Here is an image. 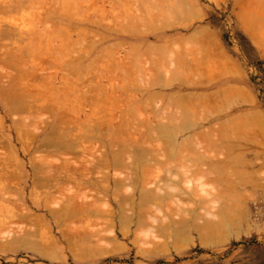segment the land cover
<instances>
[{"label":"bare ground","instance_id":"6f19581e","mask_svg":"<svg viewBox=\"0 0 264 264\" xmlns=\"http://www.w3.org/2000/svg\"><path fill=\"white\" fill-rule=\"evenodd\" d=\"M12 1H14V3L9 5L8 3L9 0H6L7 2V3L5 2L7 4L6 6H3L2 3L4 2H2L0 5H2L4 8H2L1 6L0 10L2 11L4 9L5 11H9V10H14V9L19 10L20 8L22 9L24 6V2L26 3L27 0L25 1L24 0H12ZM261 5L262 7L264 6V4H261ZM261 5H259V8L262 9V11L259 10V8H256V6L255 7L252 6V8L254 7V9H257L258 11V12L256 11L257 13L261 12L262 14V12L264 11V7L262 8ZM66 8L63 7V8H60L61 9L60 10L57 7L58 11L57 10L55 11L56 9L55 7L52 10L53 12H49L50 11L49 10L48 15L46 16L42 13L43 14L42 16L44 18L43 17L41 18L40 16L41 14L39 15L40 18H38V15L35 18L40 19V21H42L43 23L45 22V20L48 22L49 18L50 19L53 18L49 16H52V14H55L56 12H57L56 14L59 15V13H61L62 15L65 16V18H67L68 13L66 12ZM252 8L251 9L249 8L250 10L249 9L246 10L245 16L248 15L249 11H251ZM82 9H84V7ZM254 9L253 11H251L252 12L251 14L249 13L250 18L253 20H249V21H253L255 25L252 22L250 23H248L249 21L247 22L248 24H250V26H252L253 24V28L252 29L249 28V25H247V23L245 22L247 21V19L246 17L244 18V16H243L244 19L241 23L244 26V22H245V26H244L245 29H247L246 27H248L251 30L256 28L254 29L255 30L254 33H257L256 30L259 33H261L260 29L262 27H260V25H261V22L264 20V17H263L264 15L256 14ZM253 12H254V15H253ZM49 13H52V14L50 15ZM55 15L54 17H58ZM241 15L240 17H242ZM64 16L60 15L61 21H63L62 17L64 18ZM256 16L257 18L258 17L259 18L257 19ZM60 17L57 18L58 20L52 19V20L57 21V24L55 23L54 25L57 26L58 24L60 25L62 23L61 21H60L61 23L58 22ZM247 17L248 19H250L249 16ZM261 17L263 18L262 20H261ZM81 20H79V22ZM82 21L84 22L85 19H83ZM39 22H38V25H39ZM47 22H45L44 24H46ZM68 22H69V19H68ZM88 22L89 21H85V23H88ZM256 22H257V25L259 24V26L256 25ZM59 25L57 27H60V26L61 27L55 28V29H51L47 27V29L49 28L51 31L47 30L45 28L46 26L44 25L43 27H41V29H39V31L41 33L42 32L41 30L43 31L44 29L46 30L45 33H41V37H47V35H50V33H54V35H56V39L59 41V45H56L57 47H53V48L50 47V51H72V50L73 52L76 51V53H73V54L72 52H70V54L72 55H70L68 52V58L67 56L65 57L66 60L62 58L59 54H57L59 55V56H56L57 58H59L58 61L52 62L54 63V65L59 63L58 65H60L61 67L67 65L68 68L66 70H68L70 68V65L73 66L72 59H74L76 63L74 62V67L71 68L72 71L71 70L66 71L64 75L62 74L63 77L62 75L60 76L59 72H55L54 73L55 75L48 72L47 74L50 73L49 76H47V74L45 73L44 75L42 74L43 75L42 76L39 73L40 70L43 68L41 72L43 73L44 68L45 70L48 68H46L45 66L46 64H41L42 63L41 62L40 65L38 64L37 66H33L31 71H30L31 68L29 69L28 66H25L26 68L28 67L29 69L28 71L31 72L32 73L31 74L28 71H26L27 69L25 70L24 68L23 70V68L21 67V64L23 63L20 64L18 62L19 63L18 64L16 62L17 60H15L16 66L17 64L18 66L19 65L20 66L18 68V66L16 67L15 64H13L16 67V73H18V74H14V73H11L8 70V68L10 64L12 63V61H14V59L16 58L13 56L14 59L13 58L11 59L9 57H12V56L7 55L10 61L6 59L7 56L6 58L3 59L4 60L3 63L5 62V60H8L5 62L7 67L4 64V66L1 67L0 69V77H1L0 85L2 82L4 83L3 80H5V83H6V84L2 83L3 88L5 87V89L0 90V102L8 108L9 113L14 114V116L12 115V118L14 117L13 118L14 128L16 127L15 129L18 131L17 138L20 137L19 139L22 140V143L24 142L23 144H25V141L28 139V137L31 138V140L29 139L26 141V143L28 141H31V143L28 142L27 144L28 149L25 154L26 156L29 157V160L31 161L30 170H31V176H32V185H33L34 190H36L37 192H41V195L39 193L41 197L45 196L43 201H40L38 200L40 198L37 199L38 194H35L36 200H37L35 201L36 202L40 201L39 205H37L36 208L37 207L41 208L46 213V215H48L51 218H56L57 219L56 222H58V220L64 221L63 224L66 223L65 222L66 220H70V219L72 220V218H73V221H71V223H73L74 218L79 217V220L82 222V223L80 222V224L85 225L84 228L87 227L86 229L87 232L84 234H81L80 236L79 234L81 232L79 234L77 232H79L78 230L83 231L82 230L84 229L82 228L83 225L80 226L81 229L76 227L77 231L76 229H74L75 227L72 228L74 230L71 229L72 231H75V232H72L71 230L69 232H72V233L68 232L70 234L69 235L70 238H72V241H70L69 237H68L69 240L66 239L67 242L69 243L72 242L71 245L70 244L69 245L73 247L74 245H76V247L79 246L78 249L75 247L76 249L75 252L73 248H70L71 251H73L72 253H76L78 255V252H79V255H78V258H79L81 253L83 254L85 252L84 257H87L89 255L98 253V251H100L98 254L101 255L102 252L103 253L109 252L111 251V248L114 247V243H113V247L110 248L112 244H110L108 247L107 242L111 243L112 241L111 242L106 241L107 244L103 245V241L105 242V237H106V235H103L104 234L103 230H98L96 232L88 230L89 225L92 226V223H90L92 222L91 218L101 217L98 215H103L106 212H107L106 215L108 214L109 216L113 214L112 211H108V208L106 210L104 209V207L102 209L100 206V204L102 205V203H104L105 198L107 200L109 199L108 198L109 194L110 195L114 194L118 198V200L117 198H114L116 199V201L115 200L114 201L117 202L118 209L120 211L118 213L121 216L119 222L122 225H126L128 227V225L132 224V221H134L135 223L134 222L133 223L136 225L137 228L144 226L146 228V233L147 234L150 233L151 236H153L155 239L163 237L162 239H164V241H162L161 243L160 242L157 243V242H154V240L152 241L150 240L151 243L152 242L154 243L152 247L149 248V246L151 245L148 246L149 248V249L147 248L148 251H151L150 253H152V254H148L149 253L148 252L147 253L148 255L156 256L158 254H161L160 252H162L161 255H163V252L164 254L168 253L169 250L168 252H165V251L167 249H171V247H173L174 250L178 251L179 248L177 247L179 246L177 245V242H173L171 239L173 240L175 239L178 241L179 239L183 238L184 240L187 241V240L194 238V236L192 235V233L194 234V232H196L197 235L199 236L200 243H202L203 246L204 245L214 246L216 245V243L220 244L218 241H221V243H223L224 239L228 241L229 239L228 237H232L231 235L234 233L238 234L236 235V237L239 236L238 230H237L238 232L237 233L235 231L236 229L234 230V227L237 223L239 224V220L236 219L235 214L240 215V212L235 211V209H232L233 208L232 203L229 202L225 205L220 206V208H218V213L217 211H214V210L212 211V206H215V204L221 198L225 199L227 197V193L230 191L229 188H230L231 177H234L236 175L238 176V179H240L241 176L244 174L243 173L244 168L241 169L242 166L244 167V161H245L244 160V156H245L244 155V138H245L244 130H245V126L247 125V122H244V110H243L244 107H240V109L238 108V111L236 114L232 115V113L230 112V109L232 106L234 105L242 106L244 104V90L240 87V85L229 84V83L227 84L226 83L227 79H226V82L224 83L221 82V85H219L217 88H215L214 90L210 92V91H207L208 87H204L206 85L202 84L200 81L193 82L190 85L191 88H188L186 90L188 95H190L191 97L196 96V97H199L200 99L201 98L208 99V101L205 104L203 103L197 104V102H195V105L197 108V109L195 108V110H194V106L192 109L181 108V106L180 108L177 107L178 109H175L176 104H179L178 100L177 101L173 100L174 102H171V103H169L168 101L161 102L162 105H159L156 103L157 102L156 97H151L143 101L134 99L130 102L131 104L128 107L127 105L128 103L123 101L122 93L119 91H123L124 94L130 93L129 95H131L133 91L137 90L136 87L138 86H135L136 84L133 83L134 81H136V79L131 78V77L129 78V75L126 73L127 71L123 72L124 70L120 71V69L119 71L118 69L115 70L116 67H118V61H119L117 59L118 58L117 55H115V51H113L114 54L113 53L111 54L112 51L108 52L109 50H105V51L102 50V51L96 52V55L94 56H97L103 62L105 61L104 63H101V61L98 60L97 58L95 59L94 56H93L94 58L91 60L89 57L91 56L92 58V55H93L92 51H84L86 49L82 48L81 44L79 45V49L77 50V47H76L77 44L73 43L78 40V38L76 39L73 38L74 32L77 31V29L82 28L83 24L79 25L77 23L76 28L70 24L69 27L70 29L74 28L73 29L74 32L70 31L69 27L67 26L69 24L65 25L66 30L64 29L63 24L60 26ZM36 27L40 28V26H36ZM257 27H259L260 29H257ZM210 28H206V27L200 28L198 30L199 32H197V33H200V36L199 34L195 32V35L193 34V36L195 37L193 38L197 41H200L203 46L206 45V47L207 46L209 47L210 44L212 46L213 44L218 45L219 39L215 35V32L211 30ZM249 29L247 30L249 31ZM57 30L59 32H57ZM4 31L5 30L3 29L2 31H0L1 32L0 36L7 35L8 33L10 34L11 32V30H7L6 32ZM253 31L251 32L253 33ZM259 33L255 34L258 36L257 37L258 39L261 37V36L259 37ZM196 35L198 37H196ZM252 35L254 36V34ZM260 40L261 39H259L258 43L260 42ZM73 46L75 50L73 49ZM149 46H151V44ZM155 46L157 45L154 44L153 47ZM212 46H210L211 49H212ZM156 48H153V49L158 50ZM161 48L162 47H160L159 49L161 51H155V52L165 55L168 51H165L164 48L163 49ZM81 51L84 54V56L81 53ZM77 52L79 55H77ZM189 52L197 53L195 51H192V52L189 51ZM105 53L107 54L105 55ZM97 54H99V56L103 54L104 55L101 58ZM215 54L216 56H214ZM69 55L70 57L72 56L73 58L70 59ZM73 55L75 56V58ZM107 55L108 56L115 55V56L112 58H109ZM76 56H79L80 58ZM104 56H107L108 59H106V57L104 59L103 58ZM217 56L219 57V59H223L226 62V64L229 66V68H231L233 71H234V68L235 69L237 68L235 64L236 63L235 60H232V58L228 55L226 51H224V49L223 50L219 49V51H206V54H204L205 62H210ZM56 57L54 58L55 60H57ZM88 58L90 59V64L96 63L97 65L96 66L94 64H91L92 68L96 66L93 68L94 72L97 71L96 75L93 72L92 68H91L92 70H90V64H88L89 66L86 64L89 61ZM68 59H70V62H67ZM109 59L111 60L115 59L116 64L114 61H111V60L109 62ZM81 60L87 61V62L80 65ZM96 60H98V63L100 61L101 64L100 63L98 64ZM106 60H108V62H106ZM45 62L46 61L44 60L43 63ZM77 62H79V64ZM215 62H217L216 59H215ZM106 63L108 64L106 66H109V63L110 65L113 64L112 67L114 66L115 69L113 67L114 69L113 70L111 66L105 69L106 66L104 65L105 66L104 67L103 64H106ZM85 64L87 65V67ZM151 64H150V67L148 68L150 70H152L153 68L152 67L153 64L152 65ZM41 65L44 67H42ZM98 65L103 66L102 70H99L100 66ZM77 66L80 68L76 69L78 68ZM39 67L40 68L42 67V68L40 69ZM88 67L89 69H87ZM155 67L157 69L156 70L157 72L162 71V68H160L158 64H155ZM17 68L22 69L21 73L27 72L28 73V74L26 73L27 76L31 75L30 76L31 79L32 78L35 79L36 77H37L36 80L41 79L43 82L42 85H46L47 90H45L46 87L43 91L41 89L39 90L41 86H38V83L37 85L34 84L37 81H35L34 79H32L33 81L30 80L32 82L35 81L34 83L28 81L30 77L28 76L27 77L28 79H27L25 76L26 74L24 75V73L23 75L25 76V78L23 76H20L21 75V73L19 72L20 70H18ZM38 68L40 70H38ZM142 68L145 69L144 67ZM143 69H141V66H140L138 69H136L135 72H138L137 77L143 78L141 82L143 83V87L147 88L146 89L147 92H151V89H153L157 85L160 86V90L165 88L166 84H160L158 80L159 77L155 76L153 72H149L150 70L148 71L146 70L148 72L147 76L153 79L147 78L148 80H146L144 78L145 70ZM35 70H38V73H39L38 76L35 75V74H38ZM225 70H228V69L225 67ZM232 70H228L227 72L228 75L230 76V74H234V76H236L235 72H232ZM32 71L35 73H33ZM91 71L93 72L94 75L91 73ZM105 71L107 72L106 74H105ZM115 71H117L119 74L116 80H115V76L117 75L116 74L117 72ZM229 71L232 73H230ZM67 72H70V73H67ZM120 72H122L121 74L122 77L124 76L123 80L127 78V80L131 81L132 79V81L131 82L128 81V84L126 83L123 85L120 84L119 85L120 87H119L118 83L121 80L119 78L121 76ZM83 73L84 74L89 73L88 75L90 76L93 75L94 77L93 76H92L93 78L91 77L93 80L90 79V76L88 75L85 76ZM237 74H238L237 76H239L241 74V71H239V73ZM125 75H128V76L125 77ZM6 78L8 82L6 81ZM95 78H97L98 80L94 81ZM25 79H27L26 82H25ZM41 80L38 81L39 85H40ZM58 80H61L63 84L61 83V85H59ZM114 80L115 81L119 80V81H117L118 82L117 84H114L116 83V82H113ZM27 81L30 84L32 83V85L29 86ZM163 81L164 80H161V82ZM166 81L167 80H165V82ZM23 82L26 84H23ZM211 83L212 82L210 81V85ZM208 85L209 84H207V86ZM139 87H142V86H139ZM198 88H200L201 91H198ZM176 90H174L175 93L179 91V90L178 91ZM155 91H159V90H155ZM246 94L245 95L249 98V100L251 99L253 100V94H251V92L249 93L247 92ZM132 95L134 96V94ZM230 95L231 97L232 96L234 97L233 98L234 100L237 98L235 102L233 99L232 101L228 97ZM122 101H123V104L121 103ZM149 101L151 102L150 104H149ZM61 102L62 103L64 102L63 105L67 106L69 103L73 106L69 107L70 105H68V107L66 106L63 107L60 105L62 104ZM152 102L155 103L154 109L151 108V106H153L154 104V103L152 104ZM121 104L124 105L122 107H125V104H126L128 107L127 110L128 111L131 110V111L129 112L124 111L125 108L122 109ZM171 104H174V107L173 106L171 107ZM87 105L89 106L91 105L90 106L91 108L88 107L89 109H87ZM144 105L145 107L143 109L142 107ZM131 106L133 108H131ZM147 106L153 109L154 114L153 112L152 113L150 112L148 115H146V113L148 112L144 110L146 109ZM73 107H76V108L78 107L77 110L75 108V111L77 112L74 111ZM63 108H68L69 111ZM140 108L142 109L140 110ZM105 109H108L107 110L108 114H105L106 113ZM45 110H50V113L52 114L51 118L49 117L48 120H44L42 122L43 124L38 125V123L41 122L40 120L42 119V117H44V115L42 116L41 114ZM98 110H101V111H98ZM103 110L105 111L104 112L105 115L104 114L101 115ZM118 111H122L121 114L117 115L116 112ZM140 111L141 112L143 111L144 115H143V112L141 113ZM260 111L256 110V113L254 114V115H257V116H254V118H256L255 120L259 122H256V121L254 122V118H252L249 121L250 123H252V125H255L256 123H257L256 125H259V126H256V130H257L256 133L259 135V138H258V135L255 134L257 136V140H255L254 143L258 144L257 147L259 146L260 149L254 150V151L251 150L249 151V153L252 157L260 161L259 162L260 167H264V116L262 115L263 111L262 112ZM18 112L20 114L27 113V115L18 116L17 115ZM68 112L69 113L71 112L72 114L71 113L69 114ZM67 113L71 116H69ZM97 113L98 115L100 114L101 116H98ZM39 114L41 115V118L39 117L40 116ZM15 115H17L18 117L15 118ZM0 118L2 117L0 116ZM1 120L3 122V118L0 119V124L2 123ZM37 120H38V123H37ZM250 123L248 124V126L251 125ZM3 124H1L0 127L4 126ZM35 125L36 126L38 125V127H36ZM42 125L45 126L46 129L44 130V133L42 135H38L40 134V132H42L43 128H45V127H42V130H40L41 128L39 129V127ZM206 125L208 126L206 127ZM257 127L259 128L257 129ZM2 128L5 129V127H2ZM248 128L246 130H249ZM259 129L261 131V135H260V132H258ZM16 130L14 132H17ZM35 131L36 132L40 131V132L36 133ZM246 132L248 133V131ZM1 134L0 135L4 137V134L3 133ZM25 135H28V136H25ZM35 135L36 137L38 135L39 138L36 139ZM24 136L26 137V140ZM33 136H34V139H36L35 141H33L34 140ZM1 138H0V144H1L0 146H4V145L6 146V144L2 142V140L4 141V139H1ZM4 138L6 139L7 136ZM9 143L7 145H9ZM24 146L26 147V144ZM5 148H7V146L4 147V150H6L4 152L2 151L3 148L2 147L0 148V151H2L4 155V156L0 155V160L3 159L2 162L4 166H6L5 163H7L8 160L10 162V159H9L10 157L13 159V160L11 159L12 160L11 163L14 161V159H15L14 164H16V162L18 163L17 156L14 153L16 150L13 151V149H11L10 151L12 152H9L10 153L9 154L8 153L9 149L7 150ZM5 152H7V154H4ZM36 153L38 154L36 155ZM8 156L9 158H7ZM1 157L7 158L6 162H5V159L4 158L1 159ZM11 163L9 164L12 167L13 163L12 164ZM20 163H21V167H20ZM3 164L0 166L2 167ZM22 164L23 163L20 160V162L18 163L19 167L18 165L14 166V168L17 167L16 169H13L12 167L13 171L10 168L12 172H8V170L10 171V169H8L6 172V169L9 166L8 167L6 166L7 168L5 167V169H4V166H3V169H1L0 167V200H1L0 202L4 201L3 205H6L5 203L10 202L9 204L12 210H10V208L8 207L9 205L8 204L7 207L9 210L8 209L7 210L11 215L10 219L8 220H11L12 217L18 216L16 217L17 219L15 218L16 222L17 220H20V219H23L21 220L22 222H24V219L32 221V218H30V215H32L31 208L19 207L20 211L22 209V211L20 212L18 211L17 205L14 207L11 206L12 204L13 205L16 204L12 202L22 200V199H19L20 198V196H18L19 191H18V187H16V184L19 182H17L18 180L16 181L15 179L16 177L18 178L17 174L20 176V171L18 173L16 172V170H18L19 168L22 169L23 168ZM237 166H239L240 168H238ZM112 171L114 172L113 175H111ZM14 172H16V174H14ZM12 175L14 176L16 175V176L12 178L13 177ZM10 179L15 180L16 183L13 185L14 182L13 183L10 182L11 181ZM241 182L242 180L238 181V184H241ZM11 183L13 186H15V190H17V191L13 190V192L17 193L16 201L13 199L15 197H13L12 200L10 199V197H8L12 195L11 189L13 187L11 186ZM207 187H212V188L209 189ZM242 187L244 188V185ZM61 194H63L64 196L68 195L67 196L68 198H65L66 196L64 197L63 195L61 196ZM6 198L7 199L9 198V199L7 200ZM59 198H61L63 201L60 202ZM20 202H17V203H20ZM22 202L20 203L21 205H23ZM51 204H58V207H57L58 209L52 208ZM104 204H108V203H106L105 201ZM189 204L193 206L190 207L191 205ZM170 205H173L171 206L172 209L169 208ZM1 207L2 206L0 205V208ZM14 208H16L15 209L16 212L15 210L13 211ZM111 208H112V204H111ZM111 208L109 210H112L114 207L112 209ZM167 208L173 215L178 216L180 215V213L187 212L190 216L188 214L187 215L189 217L182 215V218L181 216L179 218H175L174 216V219H175L174 220L172 217L173 216L172 214L171 216L170 213L167 214L166 212H164L165 210H167ZM127 209L128 211L126 212L128 213L129 212L131 213V210H132L131 216L130 214L129 216H127L128 213L125 212V210ZM199 209L200 210L202 209L203 212L199 213L198 211ZM161 212H164L162 214L163 216L156 214V213H161ZM34 215L37 216L36 214ZM169 215L171 217H169ZM40 216L41 215H39V218L43 219L44 216L43 215H42L43 217H40ZM167 216L169 218H172L173 220L170 219L171 220L170 222L167 221L168 223L165 222L164 224L163 219L169 220ZM36 218L38 217H35V219ZM84 218L88 219L90 224L86 223L88 220H85ZM116 218L117 216L115 215V219ZM35 219L34 221L37 224L34 223V221L32 222H33V225L35 224L37 226L36 227L34 225L36 227L35 230H37L38 223L44 220L41 221V220L36 219L37 220L36 221ZM115 219L112 218L113 221ZM13 221L11 222L13 223ZM21 221H20V224H21ZM6 222H8L7 224H12L11 222L9 223V221H6ZM16 222L14 221V224ZM94 222H93L94 224L93 226L95 228ZM42 223L45 224L46 222L44 221ZM68 223L69 222H67V224ZM87 224L88 226H86ZM32 229H30L29 231H31L32 234L33 232H35L34 234H36V231H32ZM14 230H17V229H14ZM101 231H102V234H101ZM11 232H16V231H11ZM31 232H29L30 234H28L27 232L26 233L27 235H24V236L16 234L14 235L13 238L10 237L12 238L10 243H13V244L14 243L15 244L24 243L23 245L27 244L30 250L36 251L37 253H39V255L41 254L42 256H44L46 254L45 247H43V245L41 244V246L44 248V250H42V247H40L38 242H35L34 240L30 239L32 237ZM89 232H91V234H89ZM13 234L14 233H12V235ZM122 234L123 236H128L130 234V230ZM64 236L66 237V235ZM71 236L76 238V239L74 238L75 241H73L74 239ZM76 236L79 238L77 239ZM94 237L95 239H92ZM107 237L109 238V236ZM117 237H119V235L115 233V235L113 236L114 240H116ZM80 238L82 239L81 242L82 243L84 242V245H86V247L88 246L89 248L83 247L84 245L81 242H79ZM109 239H112V237H110ZM89 240L91 242H89ZM195 240L196 238L190 241L194 242ZM93 241L96 243H93ZM100 241L102 245L101 243L99 244ZM73 242L76 244L73 245ZM224 242L226 241L224 240ZM37 243L39 246L37 245ZM88 243H91L93 245L90 244L89 246ZM185 243H182V244H185ZM8 244L6 241V244H4V246L6 245L8 246ZM102 246L106 248L104 247L102 248ZM79 248L82 249V250L80 249L81 253L79 251ZM83 248L86 249V251L85 250L83 251ZM90 248L93 252L97 250L98 251L96 253H92V251H90L91 253L90 254L89 252H87V250L89 251ZM49 252H52V251L50 250ZM178 252H180V250ZM86 253L88 254L86 255ZM110 254L112 253L110 252ZM84 257H82L81 259H84Z\"/></svg>","mask_w":264,"mask_h":264},{"label":"rangeland","instance_id":"374dc122","mask_svg":"<svg viewBox=\"0 0 264 264\" xmlns=\"http://www.w3.org/2000/svg\"><path fill=\"white\" fill-rule=\"evenodd\" d=\"M2 2H4V3H2ZM5 2H6V0H0V4L2 3L3 6L7 5L6 4L7 2L6 3ZM262 2H264V0H216V1H213V0H27L26 3L24 2V6L25 5L26 6L25 7L23 6L22 9L21 8L19 10H17V9L9 10L8 9L9 11H5L4 9L2 11L0 10L1 11L0 12V26H1L0 31H2V29L5 30L4 32H6L7 30H11L10 34L8 33L7 35L0 36V69H1V67L4 66L6 61H8V60L10 61V59H8V56H7V55H9V56H12V57H9L11 59L13 58V56L16 58V59L13 58L14 61H12V63L10 64V66H11V67L9 66L10 69L8 68V70L11 73L18 74V73H16V67L18 66L19 63L25 64V65L21 64V67L23 68V70L25 68V70L27 69L26 71H28L31 68L30 69V71H31L33 66H37L38 64L40 65V63L42 62L41 64H46L45 66L48 69H46L47 70V72H46V70L44 68V72L41 73L42 69H43L42 67H44L41 65L42 69L40 67L39 68L41 70L38 68V70H40L39 73L41 75L42 74L44 75V73L47 74L48 72H50L52 74H54L55 72H59L60 76L62 74L64 75L66 71H69V70H71V68L74 67L75 61H74V59H72L73 58L72 56L70 57V55H72L73 53H76V51L75 52H73V50L72 51H50V47H52V48L57 47L56 45H59V41L56 39V35H54V33H50V35H47V37H41V33H45L46 30L43 28L44 31L41 30L42 32L40 33L39 29H41V27H43L44 25L46 26L45 27L46 29H47V27H49L51 29H55V28H60L61 27L60 25L63 24L64 29H65V25H67V24H69V25H67L68 27L71 24L75 28L77 27L76 26L77 23L79 25L85 24L84 26L82 25V28L77 29V31H75V32L73 31L74 28L70 29V27H69L70 31L74 32V35L72 34L73 38H75V39L78 38L77 41L73 42V43L77 44L76 45L77 50L79 49V45L81 44L82 48L86 49L84 51H92L93 55L90 54V55H92V58H91V56L89 57V55H88V57L91 60L94 57H95V59L97 58L98 60H100L97 56H94V55H96L97 51L109 50L108 52L112 51L111 54L113 53V51H115V55H117V57H118L117 59L119 61H118V67H116V69L113 66L114 69L115 70L118 69V71H119V69H120V71L124 70L123 72L127 71L126 73L129 75V78L131 77V78L136 79V81H134L133 83L136 84L135 86H138V87H136L137 90L132 92V94H134V96L132 94L129 95L130 93L124 94L123 91H119L122 93L123 101L128 103L127 104L128 107L131 104L130 102L134 99L143 101V100L151 98V97H156V99H157L156 103L159 105H162L161 102L168 101L169 103H171V102L178 100L179 104H176L175 109L180 108V106H181V108L192 109L194 106V110H195V108H196L195 102H197V104H202V103L205 104L208 101V99H205V98L200 99L199 97H196V96L191 97L190 95H188L186 90L188 88H191L190 85L193 82L200 81L202 84L206 85V86L203 85L204 87H208L207 91L211 92L212 90L217 88L219 85H221V82H223V83L226 82V79H227V82H226L227 84L229 83V84L240 85V87L244 90V104L242 106H235V105L232 106L230 109V112L232 113V115L236 114L238 111V108L240 109V107H244L243 108V110H244V122H247V125L245 126V130H244V137H245L244 138V155H245L244 156V160H245L244 161V167L243 166L241 167V165H240L241 169L244 168L243 169L244 174L241 176L240 179H238V176H236V175L234 177H231V179H230V188L231 189L229 188L230 191L227 193V197L225 199L221 198L220 200H218V202L215 204V206H212V211L214 210V211H217V213H218V208H220V206L225 205L229 202L232 203V205H233L232 209H235V211L240 212V215L235 214L236 219L239 220V224L237 223L236 224L237 227H236V225L234 227V230L236 229L235 230L236 232L238 230L239 236L236 237V235H238V234L234 233L231 235L232 237H228L229 239L227 238L228 241L226 239H224L226 242H224V240H223V243H221V241H218L220 244L216 243V245H214V246H212V245L211 246H205V245L203 246L202 243H200L199 236L197 235L196 232H194V234L192 233L194 238H196V240L194 242L190 241L194 238L187 240V241L184 240L183 238L179 239L178 241L175 239H174L175 241L173 239H171L173 242H177V245L179 246L177 248H179L180 252H178L179 250L178 251L174 250L173 247H171V249H167L165 251V252H168V250H169V252H170V250H171L170 253L168 252V253L164 254V252H163V255H161L162 252H160L161 254H158L156 256L155 255H148V254H152V253H150L151 251H148V249L150 247H152L154 242H157V243L160 242L161 243L162 241H164V239H162L163 237L155 239L153 236H151L150 233L149 234L146 233V228L144 226L137 228L136 225L134 224L135 223L134 221H132V224H134V225L130 224L132 226L128 225V227H127L126 225H122L119 222L121 216L119 215L118 212H120V211L118 209L117 202H115L116 199H114V198H117V196L114 194H111V195L109 194V196H108L109 199L107 200L105 198L104 200L106 201V203H108L110 205L104 204L105 201L103 200L104 203H102V205L100 204V206L102 209H103V207L106 210L108 208V211H112L113 214L116 213L115 215L117 216V218L115 219V215H113V214L110 216L108 214L106 215L107 212L103 215H98L101 217H98V218L93 217V218H91L92 222H90V223H92V226L89 225L88 230L93 231V232L94 231L96 232L98 230H103V233H104L103 235H106V237L109 236V238L112 237V239H109L108 237H107L108 238L107 239L105 236H103V237H105V242L103 241V245L108 243V247H109V245L112 244L110 246V248H111V247H113V243H114V247L111 248V251H109V252H106V253L102 252L101 255L98 254L100 251L97 250L98 253H96L97 251L93 252L90 248V250L89 251L87 250V252L90 253V251H92V253H96L97 255L93 254V255H89L87 257H84L85 252L83 254L81 253V250H82L81 249L82 247H81V248H79V251H80L82 256L81 255L80 256H81V258L84 257V259H81L80 256L78 258L79 252L77 255L76 253H72L73 251H71V249H70V248H73L74 252H75L76 245H74V244H76V243L73 242L74 247L70 246L72 242L69 243L66 241V239L69 240L68 239V237L70 238L69 233L75 232L72 230L76 229V231H77L76 227L81 229L80 226H82L83 224H80L81 221L79 220V217L74 218L73 223H71V221H73V218H72V220L71 219L66 220L65 224H67V222H69L67 225L63 224L64 221H62V220L61 221L58 220V222H59L58 223V222H56L57 221L56 218H51L48 215H46V213L41 208H38V207L36 208V206L39 205V202L43 201L45 196L41 197L40 196L41 192H37L36 190H34L33 185H32V176H31V170H30V162L31 161L29 160V157L26 156V154H25L27 149H28V145H27L28 142L31 143V141H28L27 143H26V141L29 139L31 140V138L28 137V139L26 140L25 136H28V135L24 136V138L26 140L25 141L26 147H25L24 146L25 144H23L24 142L22 143V140L19 139L20 137L18 136L19 138H17L18 131L15 129L16 127L14 128V124H13V118L14 117L12 118V115L14 116V114L9 113L8 108L0 102V116L3 118V122L1 120V122H2L1 124L4 123L3 124L4 126L0 127L1 128L0 134L3 133L4 137L7 136V138L5 139L4 137H2L3 135L1 134L2 136L1 135L0 136L2 138L1 137L0 138L4 139V141L2 140V142H4L7 146V148H5V149H7V150L9 149L8 153L12 152V151H10L11 149H13V151L16 150L14 153L17 156L18 163L20 162V160L23 163L22 164L23 168L22 169L19 168L20 170L19 169L16 170V172H18V173L20 171V176L17 174L18 178L17 177L15 178L16 181L18 180L17 182H19L16 184V187H18V191H19L18 196H20V198L19 197L18 198L22 199L20 201L21 202L23 201L22 202L23 205L20 204L21 203L20 201H16V197H17L16 194L17 193L13 192V190H15V186H13V185L16 183V181L13 179H10L11 180L10 182H12V183L14 182L13 185L11 183V186L14 189L13 188L11 189L12 195H10L8 197H10L11 200L13 197H15L13 199L16 201V202H12V203H16V204H14V205L12 204L11 206L14 207L17 205L18 211H20L19 207H22V208L23 207H29V208H31V214L32 215H30V218H32V221H34L35 217L39 218V215H41L40 217L44 216L43 219L42 218L41 219L36 218V219L41 220V221L44 220L46 222L45 224L42 223L44 221L39 222L38 228H37V230H35V228L37 226L34 224L36 226L35 227L33 225L32 221L24 219V222H22L21 220H23V219H20L21 218L20 217L19 218L20 220H17V222H16L15 218L18 216L12 217L11 220H8L11 217L10 213L8 212V210H9L8 207L10 208V204H9L10 202H8L7 200L9 198L8 199L6 198L7 199L6 201L8 202V203H5L6 205H3L4 201L0 202V205L2 206L0 208V211H2V212H0V245H1V247H0V264H264V167H260L259 166L260 161L257 160L256 158L252 157L249 153V151H251V150L254 151V150L260 149L259 146L257 147L258 144L254 143L255 140H257V136L255 135V134H257L256 133V131H257L256 126H259V125H256L257 123L256 124L254 123L255 125H252V123H250L249 121L252 118H254V116H257V115H254L256 113V110H259V111L261 110L260 112L263 111L262 115L264 116V114H263L264 113V20L262 22L260 21L261 25H262V26L260 25V27H262V28L260 29L259 27H257V29L261 30V33H259L257 30H256L257 33H254L255 32L254 29H256V28L253 29L254 31L251 30L253 28L252 23H254V22L249 21V20H253L250 18L249 13L250 14L252 13L251 11H253L255 6H256V8H259V5L264 4ZM8 3L10 5V4H13L14 1L11 0V2H10V0H9ZM1 6L2 5H0V7ZM3 6H2V8H4ZM54 6L56 7L55 11L57 10V7H58V9L63 8V7H65V8L67 7L66 12L68 13V17L67 16L66 17L69 19L70 23L68 22V19L65 18L64 15H62L61 13H59V15H58V14H56L57 12L55 13L56 15L49 13L50 15L52 14V16H49V17H53V18L50 19L48 17L49 21L47 22L45 20V22H47L46 24H44L45 22L43 23L42 21H40V19L35 18L37 15H38V18H40V16L42 18L43 14L45 16L48 15L49 10H50L49 12H53L52 10H53V8H55ZM252 6H254V7L252 8ZM83 7H84V9H82ZM261 7H262V5H261ZM249 8L250 9L252 8V10L249 11L248 15L245 16V12ZM254 10H255V12L257 11V9H254ZM259 10L262 11V9H260V8H259ZM257 12H256V14H261V12L260 13H257ZM54 15L58 16V17H60V15L64 16L65 19L63 17H62V19H63V21L66 20L67 22L64 21V23H63V21H61V17H60L58 22L59 23L62 22V23L60 25L58 24L60 27H57L58 25L56 26L54 24L55 23L57 24L56 20H58L57 19L58 17H54ZM240 15L242 17H240ZM253 15H254V12H253ZM261 15H264V11L262 12ZM243 16H244V18L246 17V19H247V21L244 20L246 23L248 21H249L248 23L252 22L251 23L252 26H250V24L247 23V25H249V28H251V29L246 27L247 29H249L250 32L247 29H245V27H244L245 22H244V26L241 23L244 19ZM247 16H249L250 19H248ZM241 18H242V20H241ZM256 18H257V16H256ZM52 19H56V20H52ZM81 19L82 20L85 19V21H89V22L85 23V21L83 22ZM262 19L263 18L261 17V20ZM37 20H38V22L40 21L39 25H38ZM79 20H81V21L79 22ZM257 21H259V20H257ZM254 25H255V23H254ZM256 25H257V22H256ZM36 26H40V28H38ZM257 26H259V24ZM203 27H206V28L211 27L210 29L215 32V35L219 39L218 45L213 44V46H212L210 44V46H212V49L210 46L209 47L207 46L208 48L206 47V45L203 46L200 41H197L193 38V37H195V36H193V34L195 35V32L196 33L199 32L198 30L200 28H203ZM49 28L47 30L51 31ZM79 30H80V32H79ZM251 31H253V33ZM57 32H59V31L57 30ZM61 32H62V30H61ZM258 33H259V37L261 36L259 38V39H261L259 43H258L259 39L257 38L258 36L255 35ZM197 34H199V36H200V33H197ZM252 34H254L256 39ZM196 37H198V36L196 35ZM148 44L149 45L151 44V46H149ZM154 44L157 46L153 47ZM152 47L153 48L157 47L156 49H158V50H154ZM160 47H162L161 49L164 48V50L168 51V52L165 55L160 54V53H156L155 51H161V50H159ZM73 49H74V46H73ZM219 49L220 50L224 49V51H226L228 53V55L232 58V60H235V62H236L235 64H236L237 68L236 69L234 68V71L231 68H229V66L226 64V62L223 59H219L218 56L215 57L210 62H205L204 54H206V51H219ZM189 51H191V52L195 51L197 53H190ZM68 52H69V54H70V52H72V54H70L69 57H70V59L73 60V66L70 65V68L68 70H66L68 68L67 65L61 67L60 65H58L59 63H57V62H56L57 64H55V65H54V63H52V62L58 61L59 58H57L56 56H59V55L64 59L66 56L68 58ZM81 53H82V51H81ZM57 54H59V55H57ZM106 54L107 53H105V55ZM77 55H79L78 52H77ZM97 55L99 56V54H97ZM103 55H101L99 57L102 58ZM115 55H112V56L107 55V56L109 58H112ZM6 56H7V58H6ZM83 56H84V54H83ZM107 56H104L103 58L105 59V57H106V59H108ZM214 56H216V54ZM55 57L57 58V60L54 59ZM76 57L80 58L79 56H76ZM4 58H6L8 60H5V62L3 63ZM74 58H75V56H74ZM89 58H88V60H89L88 63H86L87 65L90 64ZM70 59H68L67 62H70ZM215 59L217 60V62H215ZM15 60H17L16 61L17 63L19 62L17 64V66L15 64L16 63ZM44 60L46 61L45 63H43ZM51 60H53V61H51ZM78 60H80V59H78ZM98 60H96L97 63H98ZM110 60L111 59H109V62H110ZM100 61H99V63H100ZM111 61L115 62V59H112ZM85 62H87V61L81 60L80 65L84 64ZM104 62L101 61V63H104ZM106 62H108V60H106ZM114 62H113V64H114ZM119 62H120V64H119ZM77 63L79 64V62H77ZM13 64H15L16 67ZM91 64L96 65V63H91ZM91 64H90V70H92L94 67L97 66V65L96 66L93 65L94 67L92 68ZM115 64H116V62H115ZM150 64L153 67L152 70L148 69L150 67ZM155 64H158L159 67L162 68L161 72L156 71L157 69L155 67ZM87 65H86V67H87ZM104 65L106 66L108 64L106 63V64H103V66ZM112 65H110V63H109V66H111V68L113 69ZM229 65H230V63H229ZM5 66H6V64H5ZM19 66H18V68H19ZM25 66H28L29 69H28V67L26 68ZM98 66H100V65H98ZM103 66H100L99 70H102ZM109 66H106L105 69H107V67H109ZM140 66H141V69H143L142 67L145 68L143 70H145V77L144 78L146 80L153 79V78H150L149 76H147L148 75L147 71L150 70L149 72H153V74L155 76L159 77L158 80H159L160 84H166L165 88L160 90V86L157 85L153 89H151V92H147L146 91L147 88H144L143 83L141 82V80L143 78L137 77L138 72H135L136 69H138ZM225 67L228 70H232V72H235L236 76H234V74H230V76H229L227 73L228 70H225ZM79 68L80 67H78L76 69H79ZM84 68H85V66H84ZM12 69H14L15 71ZM87 69H89V67ZM18 70H20L19 72L21 73L22 69H18ZM38 70H35V71L38 73ZM238 70L241 71V74L239 76H237L238 75L237 73H239ZM93 72H94V69H93ZM93 72L91 71L92 74H93ZM96 72H94L95 75H96ZM115 72H117V71H115ZM232 72H230V73H232ZM23 73L25 75L27 72L26 73L23 72ZM23 73H21L20 76H23L24 78H25V76H26V78L29 76V75L27 76L28 73L25 76L23 75ZM29 73H31V72H29ZM33 73H35V72H33ZM39 73L35 74V75L38 76ZM50 73L47 74V76H49ZM67 73H70V72H67ZM106 73L107 72L105 71V74ZM88 74L85 73L84 75L86 76ZM116 74L117 75L115 76V80H116V78H118L117 76L119 75L118 72ZM121 74H122V72H120V75ZM63 75H62V77H63ZM97 75H98V73H97ZM128 75H125V77H127ZM88 76H90V75H88ZM92 76H90V79H92L94 77V76L93 77ZM123 77H122V75L119 77L121 79V80L119 79L120 81L117 80V81H119V83L114 80L113 82H116L114 84L118 83V86L120 84L121 85H123L125 83L128 84V81H130V80H127V78L126 79L124 78L125 80H123ZM40 78H41V76H40ZM0 79H1V77H0ZM3 79H5V78H3ZM27 79H25V82ZM32 79H34V78H32ZM32 79L30 77L28 79V81H30ZM36 79H37V77L34 79L37 82L34 81L35 82L34 83V82H32L33 80L30 82H32L36 85L38 83V86H41V88L38 87L39 90L41 89L43 91L45 89V87H46L45 90H47V86L42 85V83H43L42 80L41 79L36 80ZM39 80H41L40 85L38 82ZM61 80H58L59 85H61V83H62ZM97 80L98 79L95 78L94 81H97ZM161 80H164V81L161 82ZM165 80H167V81L165 82ZM3 81H4V83L3 82L2 83L6 84L5 80H3ZM6 81L8 82L7 78H6ZM22 81H23V79H22ZM131 81H132V79H131ZM210 81L212 82L211 85H210ZM2 83H1L2 86L0 85L1 86L0 90L5 89V87L3 88ZM18 83H20V82H18ZM32 83L30 84L28 82V85L30 86V85H32ZM23 84H26V83L23 82ZM153 84H155V83H153ZM207 84H209V85L207 86ZM139 86H142V87H139ZM176 89H178L179 91ZM155 90H159L160 92L155 91ZM174 90H176L178 92L175 93ZM198 91H201V89L198 88ZM203 91H205V90H203ZM245 92L246 93L251 92V94H253V100L252 99L249 100V98L246 96L247 94ZM131 96H133V97H131ZM228 97L231 100L234 98L233 96L231 97V95ZM235 100H234V102H235ZM123 101L121 102L122 104H123ZM63 103L60 105L63 107L66 106V105H63ZM65 103H67V102H65ZM72 103H74V102H72ZM150 103L151 102L149 101V104ZM153 103L154 102H152V104ZM122 104H121V108L122 109L125 108L124 111H127V112L131 111V110H129V111L127 110L128 107L126 104H125V107H122V106H124ZM149 104H148V106H149ZM68 105H70L69 107L73 106L69 103H68ZM68 105L66 107H68ZM140 105H139V107H140ZM90 106L87 105V109H89L88 107H90ZM172 106L174 107V104H171V107ZM144 107H145V105L142 108L144 109ZM147 107L144 110V111L148 112V113H146V115H148L150 112L151 113L153 112V109L155 108V103L153 104V106H151V108H153V109H151L150 107H148V108ZM73 108L75 111L76 107H73ZM77 108H76V110H77ZM131 108H133V107L131 106ZM142 108H140V110ZM63 109L68 110V108H63ZM67 110H65V111H67ZM101 110H98V111H101ZM105 110H106L105 114H108L107 113L108 109H105ZM122 111H118V112H116V114L119 115V114H121ZM75 112H77V111H75ZM104 112L105 111L103 110L101 115H103ZM18 113H17L18 116L27 115V113H22V114H20V113L18 114ZM153 114H154V112H153ZM17 115H15V118L18 117ZM41 115L42 116L44 115V117H42V119L40 120L41 122L39 121L40 123H38V120H37L38 125L43 124L42 122L44 120H48L49 117L51 118L52 114L50 113V110H45L42 112ZM41 115L39 116L40 118H41ZM97 115H98V113H97ZM101 115L99 114L98 116H101ZM143 115H144V112H143ZM69 116H71V115H69ZM2 118H0V119H2ZM255 119L256 118H254V122L256 121ZM248 122L252 126L251 125L248 126V124H249ZM256 122H259V121H256ZM38 125L37 126L35 125V126L38 127ZM207 126L208 125H206V127ZM247 126L250 128L251 127L252 128L254 127V128L252 130V128L250 129ZM2 127H5V129H3ZM32 127H31V129H32ZM42 127H45V126L42 125L39 127V129L41 128L40 130H42ZM246 127L249 130H246L247 129ZM258 128L259 127H257V129ZM45 129H46V127L43 128L42 132H40V131H38V132L35 131V132L36 133L40 132V134H38V135H42L44 133ZM15 130L17 132H14ZM246 131H248V133ZM252 131H253V133H252ZM258 132H260V135H261L260 129L258 130ZM5 134H6V136H5ZM38 135H37V137L35 135L36 139L39 138ZM254 137H256V138H254ZM258 138H259V135H258ZM7 139L9 140L10 143L8 142ZM33 139H34V136H33ZM36 139H34L33 141H35ZM4 143H2V144H4ZM8 143H9V145H7ZM32 143H34V142H32ZM10 144H12V145H10ZM31 145H33V144H31ZM6 146L5 145L0 146V148L1 147L3 148L2 149L3 152L6 151V150H4V147H6ZM29 146H30V144H29ZM2 151H0V155H3ZM245 152H247V153H245ZM4 154H7V152H5ZM37 154L38 153H36V155ZM5 157H6V155H5ZM5 157H1V159L4 158L5 162H6V159L9 158V156L7 158H5ZM9 159H10V162H9V160L7 161L8 165H7V163H5V165L7 167L9 166L8 168L6 166H4V164L2 162L3 159L0 160V163H1L0 165L3 164L4 169H5V167L7 168L6 172L8 169H10V168L12 169V167H13V169H16L17 167L14 168V166L18 165L17 162H16V164H14L15 159L12 162L14 165L11 163V161L13 159L11 157ZM9 163L12 164V167L10 166ZM3 166L2 167L0 166L1 169H3ZM18 167H19V165H18ZM20 167H21V163H20ZM237 167L240 168L239 166H237ZM11 169H10V171L8 170V172H12L13 169H12V171H11ZM16 172H14V174H16ZM111 173H112L111 175H113L114 172L112 171ZM12 176H13L12 178H14L16 175L15 176L12 175ZM240 180H242V182H241V184H238V181H240ZM243 185H244V188L242 187ZM207 188L211 189L212 187H207ZM15 191H17V190H15ZM39 193H40V195H39ZM35 194H38L37 199L40 198V199H38L40 201L36 202L37 200H36ZM64 194H65V192H64ZM66 194H67V192H66ZM62 195L63 194H61V196ZM113 195L116 197H114ZM65 196H64L65 198H68L67 197L68 195H65ZM61 198H59L60 202H62L64 200L63 198H62L63 200ZM65 200H67V199H65ZM117 200H118V198H117ZM17 202H20V203H17ZM111 204H112V208L114 207L113 208L114 210L111 208ZM7 205H8V207H7ZM189 205H191V204H189ZM51 206H52V208H57L58 204H51ZM171 206H173V205H170L169 208H171ZM192 206L193 205H191L190 207H192ZM110 208L112 210H109ZM15 209L16 208H14L13 211ZM128 209L125 210V212L128 211ZM10 210H12V209L10 208ZM167 210H168V208H167ZM167 210H165L164 212H166L167 214L170 213V215H171L172 213L169 210L167 212ZM21 211H22V209H21ZM198 211H199V213L203 212L202 209L201 210L199 209ZM15 212H16V210H15ZM164 212L156 213V214L163 216L162 214ZM126 213H128V212H126ZM34 214H36L37 216H35ZM129 214H130V216L132 215V210H131V213L129 212L127 214V216H129ZM187 214L188 213L186 212V213H180V215H178V216L173 215V214H172L173 216L172 215L171 216L174 219V216H175V218H179L180 216L182 218V215L188 216L189 214L188 215ZM170 215H169V217H171ZM169 217L167 216V218H169ZM112 218H114L115 220L113 221ZM184 218H186V217H184ZM13 219L16 222L15 224H14ZM84 219L88 220L86 218H84ZM93 219L95 220V222ZM170 219L173 220L172 218H169V220L163 219L164 224H165V222L168 223L167 221L170 222L171 221ZM6 221H9V223L11 221H13V223L11 222L12 224H7L8 222H6ZM20 221H21L22 225L20 224ZM5 222H6V224H5ZM93 222L95 223L96 229L93 226L94 225ZM34 223H36V222L34 221ZM86 223H89V220ZM30 224H31V226H30ZM11 225H13V226H11ZM61 225H62V227H61ZM20 226H22V227H20ZM86 226H88V224ZM18 227H19V229H18ZM30 227H32L33 229ZM84 227H85V225L82 226V228H84ZM90 227H92V228H90ZM72 228H74V229H72ZM14 229H17V230H14ZM30 229H32V231H36V234H34L35 232H33V234H32V232L29 231ZM84 229H82V230L85 232L78 230L79 231V232H77L78 234L81 232L79 234V236L81 234H84L87 232L86 231L87 227ZM9 230H10V232H9ZM26 230H28V231H26ZM70 230L72 232H69ZM129 230H130V234L128 236H123L122 233H124V232L126 233V231H129ZM11 231H16V232L18 231V232L16 233V232H11ZM27 232H28V234H30L29 232H31V234H32V237L30 238L31 240L38 242L40 247H42L41 244L43 245V247H45V250H46L45 255L47 257L45 255H44L45 256L44 257L41 254H40L41 255L40 256L39 253H37L36 251L30 250V248L28 247L27 244L23 245L24 243H17V244L10 243V241L14 237V235L17 234V235H23L24 236V235H27L26 234ZM12 233H14V234L12 235ZM115 233L119 235V237H117L116 240H114V238H113ZM74 234H73V236H74ZM89 234H91V232H89ZM101 234H102V231H101ZM101 234H100V236H101ZM10 235H12V236H10ZM64 235H66V237ZM73 236H71V237H73ZM10 237H12V238H10ZM74 238L75 237H73V239ZM78 238L79 237H77V239ZM8 239H10V240H8ZM75 239L73 241H75ZM92 239H95V237ZM158 239H159V241H158ZM150 240L151 241L154 240V242L151 243ZM6 241H7V244L9 243L8 246L6 245L7 247L4 246V244H6ZM70 241H72V238H70ZM81 241H82V239L80 238L79 242H81ZM106 241H110V242L112 241V242L106 243ZM89 242H91V241L89 240ZM38 243H37V245H38ZM93 243H96V242L93 241ZM100 243H101V241L99 242V244ZM180 243L181 244L185 243V244H182V246H181ZM82 244L84 245V242ZM90 244L91 243H88L89 246H90ZM91 245H93V244H91ZM101 245H102V243H101ZM149 245H151V246H149ZM10 246L11 247L14 246L15 248L14 247L11 248ZM148 246H149V248H148ZM43 247H42V250H44ZM78 247L79 246H77L76 248L78 249ZM83 247H86V245H84ZM94 247H95V245H94ZM97 247H99V246H97ZM103 247L104 246H102V248ZM86 248H89V247L87 246ZM104 248H106V247H104ZM145 249H146V251H145ZM48 250L49 251L51 250L52 252H49ZM84 250L86 251V249L83 248V251ZM110 252L112 254H110ZM87 254L88 253H86V255ZM75 255H77V256H75Z\"/></svg>","mask_w":264,"mask_h":264},{"label":"crops","instance_id":"0c3cea01","mask_svg":"<svg viewBox=\"0 0 264 264\" xmlns=\"http://www.w3.org/2000/svg\"><path fill=\"white\" fill-rule=\"evenodd\" d=\"M214 1H216V0H214Z\"/></svg>","mask_w":264,"mask_h":264}]
</instances>
